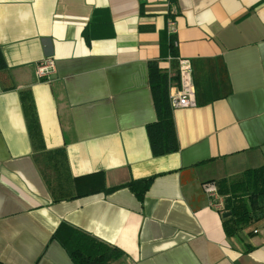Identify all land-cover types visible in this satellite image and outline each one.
<instances>
[{
	"label": "crops",
	"instance_id": "crops-1",
	"mask_svg": "<svg viewBox=\"0 0 264 264\" xmlns=\"http://www.w3.org/2000/svg\"><path fill=\"white\" fill-rule=\"evenodd\" d=\"M0 52V264H73L61 224L108 264H264V220L227 236L203 191L264 163V0H0ZM178 59L194 104L154 157L149 65Z\"/></svg>",
	"mask_w": 264,
	"mask_h": 264
},
{
	"label": "trees",
	"instance_id": "trees-1",
	"mask_svg": "<svg viewBox=\"0 0 264 264\" xmlns=\"http://www.w3.org/2000/svg\"><path fill=\"white\" fill-rule=\"evenodd\" d=\"M173 42L171 37L170 54L176 57ZM3 66L0 52V68ZM149 78L157 121L147 127V136L153 156L160 157L179 150L169 102V90L178 87L179 74L162 73L153 63L149 65ZM150 181H134L122 187L141 199ZM214 183L219 194L224 197L225 210L231 214L225 224L227 236L232 235L237 228L252 226L264 220V163L244 171L240 179H224ZM53 239L65 249L73 264H108L121 257L120 251L96 242L65 224L59 226Z\"/></svg>",
	"mask_w": 264,
	"mask_h": 264
},
{
	"label": "built area",
	"instance_id": "built-area-1",
	"mask_svg": "<svg viewBox=\"0 0 264 264\" xmlns=\"http://www.w3.org/2000/svg\"><path fill=\"white\" fill-rule=\"evenodd\" d=\"M170 32H174L170 30ZM176 45V44H175ZM179 62V86L177 92L169 96L170 107L173 110L190 108L194 104V84L190 62L186 59H178ZM54 69L52 61L46 60L36 66V75L39 80L49 81L50 71ZM203 191L209 199L210 206L216 211L223 212L224 198L219 194L215 183L209 182L203 185Z\"/></svg>",
	"mask_w": 264,
	"mask_h": 264
},
{
	"label": "water",
	"instance_id": "water-1",
	"mask_svg": "<svg viewBox=\"0 0 264 264\" xmlns=\"http://www.w3.org/2000/svg\"><path fill=\"white\" fill-rule=\"evenodd\" d=\"M230 215V213H226V214H224L223 216L224 217H227V216H229Z\"/></svg>",
	"mask_w": 264,
	"mask_h": 264
}]
</instances>
